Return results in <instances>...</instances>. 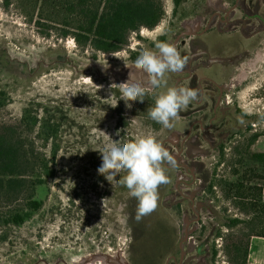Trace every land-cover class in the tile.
Wrapping results in <instances>:
<instances>
[{
  "label": "rangeland",
  "instance_id": "374dc122",
  "mask_svg": "<svg viewBox=\"0 0 264 264\" xmlns=\"http://www.w3.org/2000/svg\"><path fill=\"white\" fill-rule=\"evenodd\" d=\"M35 2L0 0V129L16 128L48 176L36 191L42 208L22 226L1 222L18 204L0 202V264H233L239 230L222 223L244 216L219 187L213 194L209 186L237 180L235 148L264 130V0H180L176 13L174 0H163L160 24L132 33L129 45L112 54L62 38L70 11H42ZM161 36L188 63L128 107L110 85L126 82L130 71L139 75V52L155 50L151 43ZM214 69L231 71L228 79L215 77L220 87L208 80ZM191 73L192 80L182 81ZM177 86L198 89L199 96L164 128L146 110L166 87ZM25 114L36 120L24 123ZM250 122L253 131L245 133ZM46 132L56 137L46 139ZM146 134L177 166H165L169 182L159 187L156 209L138 223L137 199L97 173L98 150Z\"/></svg>",
  "mask_w": 264,
  "mask_h": 264
},
{
  "label": "trees",
  "instance_id": "16d2710c",
  "mask_svg": "<svg viewBox=\"0 0 264 264\" xmlns=\"http://www.w3.org/2000/svg\"><path fill=\"white\" fill-rule=\"evenodd\" d=\"M4 2L6 6L10 5V0ZM174 4L176 13L180 0H174ZM38 5L42 11L49 6L56 9L65 6L72 20H68L66 26L69 29L64 31L62 38L71 36L82 50L90 48L104 54L120 52L129 45L132 33L143 28L154 29L165 16L163 0H36L35 7ZM157 40L166 41V38L161 36ZM151 45L155 46L154 42ZM3 106L0 100V108ZM22 120L30 124L36 119L30 121L25 114ZM245 128V133L253 131L251 122ZM52 133L46 132V139L56 137ZM261 136H264V130L253 133L246 145L235 148L236 167L231 168V175L237 178L236 181H215L209 186L213 194L219 187L224 199L234 200L236 208L244 216H227L222 223V227L229 231L239 230V238L229 254L233 264H248L251 239L264 238V152L252 149ZM219 156V162L223 163V145H220ZM41 161L40 156H35L34 151L25 146L16 128L0 129V202L18 204L1 217L3 224L22 226L42 208L43 201L36 198V191L45 184L48 168ZM220 235L219 231L217 236ZM215 256L216 251L213 258Z\"/></svg>",
  "mask_w": 264,
  "mask_h": 264
},
{
  "label": "clouds",
  "instance_id": "9594fccd",
  "mask_svg": "<svg viewBox=\"0 0 264 264\" xmlns=\"http://www.w3.org/2000/svg\"><path fill=\"white\" fill-rule=\"evenodd\" d=\"M154 44L155 50L144 48L135 60V69L139 75L130 71L126 82L110 85V89L119 88L120 100H123L128 107H131L129 102L142 103L148 90L166 86L165 74L182 73L188 63L189 58L181 56L173 44L159 40H155ZM88 78L91 79V77ZM100 87L102 86L98 89ZM198 96L199 90L195 88L166 87L165 91L156 95L154 106L147 108L148 117L164 128H172L180 112L196 101ZM237 121L241 125L245 123L243 117H237ZM98 151L101 154L102 163L97 173L111 184L115 181L126 187L129 195L137 199L138 205L134 219L139 223L156 209L159 187L169 182L165 166L175 168L176 159L151 134L123 143L115 141L106 143Z\"/></svg>",
  "mask_w": 264,
  "mask_h": 264
},
{
  "label": "crops",
  "instance_id": "0c3cea01",
  "mask_svg": "<svg viewBox=\"0 0 264 264\" xmlns=\"http://www.w3.org/2000/svg\"><path fill=\"white\" fill-rule=\"evenodd\" d=\"M231 71L225 69L212 70L210 73L211 77L208 80L211 82V87L218 84L215 78L216 76L228 79L230 77ZM207 79V78H206ZM211 89V88H210ZM212 94V92H211ZM253 150L257 152H264V136H261L253 145ZM263 199H264V190H263ZM248 264H264V238L253 237L250 243V250L248 256Z\"/></svg>",
  "mask_w": 264,
  "mask_h": 264
},
{
  "label": "flooded vegetation",
  "instance_id": "af4514ba",
  "mask_svg": "<svg viewBox=\"0 0 264 264\" xmlns=\"http://www.w3.org/2000/svg\"><path fill=\"white\" fill-rule=\"evenodd\" d=\"M198 29H200V27L198 28ZM196 32V31H195ZM195 54V53H194ZM193 77H194V74L193 73H191L190 75H189V77L188 78H184L182 81H187V80H192L193 79ZM179 81H180V79H178ZM203 81V79L201 80V82ZM200 86V84L198 85V87ZM215 87H220L219 85H215ZM212 94H213V92H212ZM205 96H207V97H210L211 96V89L209 88V93L207 92L206 94H205Z\"/></svg>",
  "mask_w": 264,
  "mask_h": 264
}]
</instances>
